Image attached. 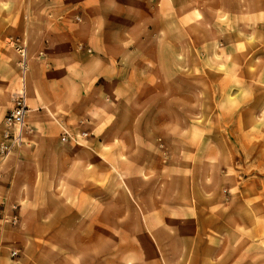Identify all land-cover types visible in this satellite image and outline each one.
<instances>
[{
    "label": "crops",
    "instance_id": "0c3cea01",
    "mask_svg": "<svg viewBox=\"0 0 264 264\" xmlns=\"http://www.w3.org/2000/svg\"><path fill=\"white\" fill-rule=\"evenodd\" d=\"M164 1L169 6L163 11L161 0H0V31L9 32L5 36L20 37L26 45L24 83L28 108L21 146L0 162V204L7 200L18 205L20 219L16 227L6 226L0 234L1 242L7 230L13 228L18 239L10 247H0V264L75 261L68 256L65 242L55 239L90 236L86 230L66 226L95 221L92 206L97 203L98 169L112 180L115 170L114 164L105 159L106 164L99 166L98 149L113 140L114 127L122 114L125 113V135L139 134L143 140L146 136L136 127L145 123L160 126L159 118L165 120L164 124L173 123L172 99L168 107H163L155 95L161 92L139 79L157 76L154 69H146L147 58L153 63L157 59L145 53V47L168 45L169 60L177 62L178 40L132 37L129 32L152 24L147 29H153L156 35L162 14L169 18L171 27H177L178 0ZM184 1L180 9L186 14L188 31L193 28L190 7L194 3ZM211 4L215 6H204L205 13L225 17H211L208 25L204 19L201 41L186 37L185 60L199 61L206 68L211 62L234 63V69L226 71L229 73L217 71V83L210 92L225 95L224 100L223 96L217 100L218 108L226 107L237 123L244 109L241 95H264V73L259 72L264 64V0H213ZM243 25L250 31L249 44L245 43L250 52L246 54L241 49ZM211 27L218 33V52L211 49ZM17 58L0 37V139L3 118L11 107V93L17 87ZM248 61L253 76L249 88L242 89L241 63ZM190 70L193 72V68ZM222 77L229 79L226 86L219 83ZM185 93L193 96L194 88ZM185 108L193 110V100ZM166 109L170 112L165 113ZM260 109L257 102H252L249 110L255 115V123ZM156 117L158 123L154 121ZM191 120L194 124V117ZM63 129L75 141H62ZM83 132L85 135H81ZM222 152L211 150L205 154L197 150L192 155L210 164L211 172L225 179L232 176L229 169L218 167ZM147 162L139 165L138 172L149 182L160 173L161 165L155 162L148 166ZM126 173L125 169V187L130 192ZM237 184V188L242 186ZM195 188L182 212L175 209L177 198L170 197L165 203L160 197L155 203V215H159L155 220L177 223L171 237L186 240L179 259L184 264H264V213L258 212L264 203L235 197L230 193L231 185L213 195ZM140 204L145 220V208ZM12 248L19 250L15 261L9 257ZM89 250L86 246L81 251L78 264H92Z\"/></svg>",
    "mask_w": 264,
    "mask_h": 264
},
{
    "label": "rangeland",
    "instance_id": "374dc122",
    "mask_svg": "<svg viewBox=\"0 0 264 264\" xmlns=\"http://www.w3.org/2000/svg\"><path fill=\"white\" fill-rule=\"evenodd\" d=\"M211 2L213 0H193V7H190L193 28L188 31L185 25L186 14L181 12L182 8L180 9L185 5L184 0H178L177 27H171L169 18H164L165 14H162V19L157 24L156 35L153 29H147V26L152 24L147 26L144 24L141 29L129 31L132 37L137 35L145 39L159 38L163 42L171 37L178 40L177 62L169 60L168 45L146 46L145 53L155 55L157 59L155 64L147 58L146 69L148 71L154 69L157 76L139 79L142 84H153L156 90L161 92L160 95H155L160 99L163 107H168V102L172 99L173 123L164 124L165 120L159 118L162 123L160 126L145 123L136 127L146 136L143 140L138 136L139 134L135 135L138 137L125 135V113L122 114L119 123L114 127L113 140L103 143L98 149L99 166L102 162L106 164L105 159L114 164L115 170L112 180L109 174L98 169L97 203L92 206V217H95V221L67 223L66 226V229L86 230L90 236L55 239V242H65L68 256L76 259L73 262L71 260L70 264L80 263L81 251L86 246L90 247L89 257L92 264H184L179 256L183 255L186 240L179 239L175 235L171 237V231L178 228L177 223L170 220H155L159 216L155 215V203L160 197L165 203L170 197L177 198L175 209L182 212L185 202L192 199L195 187H199L201 192L205 191L213 195L217 191H222L223 187L231 185L233 190L230 193L235 197L257 199L264 203V95L242 94L244 109L235 123L234 117L228 115L226 107L218 108L217 100L222 96L224 100L225 95L210 92L214 88L212 86L217 83V71L229 73L226 71L233 70L234 63L211 62L209 68H206L199 61L185 60L186 37L193 38V41H201L203 20L205 19L208 25L211 17H225L221 14L204 12V6H215ZM168 4L169 2L161 0L163 11L169 6ZM242 21L245 22L243 18ZM215 27H211L209 35L211 43L214 44L211 47L212 51L218 52L216 48L218 33ZM249 32L248 27L243 25L241 31L243 53L250 52V47L247 45ZM221 33L223 34L224 30ZM0 34L4 45L16 54L4 40L9 32L0 31ZM18 60L19 58L17 64ZM241 64L242 89H246L251 84L253 69L251 70L249 61ZM261 66L259 72L264 73V64ZM17 67L18 85L20 68ZM192 68L193 72L190 70ZM212 70L213 72H210ZM228 81L229 79L224 77L219 79V83L225 86ZM192 87L195 93L187 97L185 92ZM145 95L149 96V93ZM192 100L194 109L187 110L185 108L187 102ZM252 102H257L261 108L257 123L253 120L255 115L249 110ZM164 111L170 112L168 109ZM189 112H193L194 116H190ZM191 117H194V124L191 123L193 121ZM168 119L170 120V114ZM154 121L157 122V117ZM197 121L200 124L197 125ZM197 150L205 154L211 150L223 151L224 156L218 159V167L229 169L232 177L222 179L220 175L213 174L210 164H203L201 158L193 157L192 153ZM7 157L0 158V162L5 161ZM146 161L149 162L148 166H153L155 162L156 165H161L160 173L149 182H146V178L138 172L139 165H143ZM125 169L126 178L132 188L130 192L125 187ZM149 171L153 173L150 168ZM237 183L242 186L237 188ZM139 201L141 204L138 203ZM138 204L145 208V220ZM163 211L162 213L165 212ZM258 212L264 213V205L259 206ZM186 227H188L187 222ZM13 230V228L8 229L7 235L2 237L1 247H10L17 242ZM18 257L19 250L16 258ZM16 258L10 259L15 261Z\"/></svg>",
    "mask_w": 264,
    "mask_h": 264
},
{
    "label": "built area",
    "instance_id": "2783aa9c",
    "mask_svg": "<svg viewBox=\"0 0 264 264\" xmlns=\"http://www.w3.org/2000/svg\"><path fill=\"white\" fill-rule=\"evenodd\" d=\"M77 21L80 20L79 16H75ZM5 42L16 52L18 55V66L20 68L19 82L17 87L11 93V107L5 114L2 121V133L0 140V158L3 159L16 151L22 143V131L24 127V119L27 113L26 93L24 83V72L26 69V45L24 41L17 36H6ZM82 48V45H79ZM90 51V49H87ZM85 135V133H81ZM62 141L72 140L75 137L67 130L63 129ZM19 207L16 204L9 203L4 200L0 204V234L5 229V226L16 227L19 224ZM1 247V242H0ZM18 256V249L12 248L9 250V257L16 258Z\"/></svg>",
    "mask_w": 264,
    "mask_h": 264
}]
</instances>
